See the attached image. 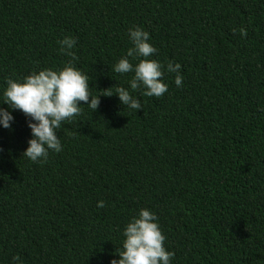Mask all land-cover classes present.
<instances>
[{"label": "trees", "instance_id": "trees-1", "mask_svg": "<svg viewBox=\"0 0 264 264\" xmlns=\"http://www.w3.org/2000/svg\"><path fill=\"white\" fill-rule=\"evenodd\" d=\"M132 26L150 33V59L183 76L178 87L165 71L160 97L137 89V113L105 96L133 75L111 71ZM69 61L101 96L62 123V151L24 157L20 110L0 127V264H110L141 208L171 264H264V0H0V93Z\"/></svg>", "mask_w": 264, "mask_h": 264}, {"label": "clouds", "instance_id": "clouds-1", "mask_svg": "<svg viewBox=\"0 0 264 264\" xmlns=\"http://www.w3.org/2000/svg\"><path fill=\"white\" fill-rule=\"evenodd\" d=\"M242 36L246 35L243 28ZM131 44L124 55L111 66V71L118 74L132 73L127 81L128 87L117 86L115 93L119 102L128 109L137 111L142 108L140 99L133 95L137 89H143V95L160 97L168 90L164 82V72L176 73L174 83L181 87L183 76L181 64L169 61L167 66L156 59H150L157 49L150 40V33L140 26H132L127 32ZM60 52L75 60L72 51L77 40L65 36L57 41ZM131 58V59H130ZM132 61H138L133 64ZM87 74L83 73L72 61L62 68H43L23 77L7 78L0 105V127L10 129L14 122L12 110H20L27 119L31 138L22 155L32 162L47 159L49 151H62L57 131L65 121H71L81 111V103L93 110L98 108L99 97L91 94ZM97 207L103 208L104 201H97ZM122 250L119 258H112L110 264H171L173 253L166 249L165 235L160 227L155 212L141 208L131 217L122 230ZM19 259L12 257V264Z\"/></svg>", "mask_w": 264, "mask_h": 264}]
</instances>
